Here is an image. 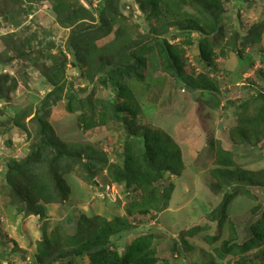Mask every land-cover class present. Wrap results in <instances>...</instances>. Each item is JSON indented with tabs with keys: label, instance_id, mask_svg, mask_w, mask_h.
Masks as SVG:
<instances>
[{
	"label": "rangeland",
	"instance_id": "rangeland-1",
	"mask_svg": "<svg viewBox=\"0 0 264 264\" xmlns=\"http://www.w3.org/2000/svg\"><path fill=\"white\" fill-rule=\"evenodd\" d=\"M103 239L264 260V0H0V264Z\"/></svg>",
	"mask_w": 264,
	"mask_h": 264
},
{
	"label": "trees",
	"instance_id": "trees-1",
	"mask_svg": "<svg viewBox=\"0 0 264 264\" xmlns=\"http://www.w3.org/2000/svg\"><path fill=\"white\" fill-rule=\"evenodd\" d=\"M39 181L37 178L34 179L33 184H36ZM34 187V186H33ZM40 191V188L38 190V193ZM55 192L48 191L46 194L47 197H51L50 199L54 198ZM53 200V199H52ZM262 227L259 228V232ZM256 228L253 229L254 233H257ZM126 232H124L122 235L124 236ZM95 242V241H94ZM91 264H155V260L152 258H149L148 261H144L145 257L143 256V251L140 250L137 246V243L134 242L132 245H130V249L124 254L123 256H119L116 252H113L110 250L109 247V240L103 239V241L92 243L91 246ZM81 251L77 250L76 254H80ZM139 254L141 256H139ZM256 264H264V260H260Z\"/></svg>",
	"mask_w": 264,
	"mask_h": 264
},
{
	"label": "water",
	"instance_id": "water-1",
	"mask_svg": "<svg viewBox=\"0 0 264 264\" xmlns=\"http://www.w3.org/2000/svg\"><path fill=\"white\" fill-rule=\"evenodd\" d=\"M45 45L46 46H54L53 41L51 39L47 40Z\"/></svg>",
	"mask_w": 264,
	"mask_h": 264
},
{
	"label": "built area",
	"instance_id": "built-area-1",
	"mask_svg": "<svg viewBox=\"0 0 264 264\" xmlns=\"http://www.w3.org/2000/svg\"><path fill=\"white\" fill-rule=\"evenodd\" d=\"M110 194V193H109Z\"/></svg>",
	"mask_w": 264,
	"mask_h": 264
}]
</instances>
